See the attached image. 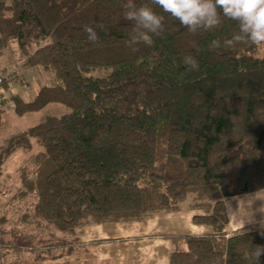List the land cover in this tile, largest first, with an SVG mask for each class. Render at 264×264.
<instances>
[{"label": "trees", "instance_id": "1", "mask_svg": "<svg viewBox=\"0 0 264 264\" xmlns=\"http://www.w3.org/2000/svg\"><path fill=\"white\" fill-rule=\"evenodd\" d=\"M126 3L0 0V56L17 43L31 66L57 80L31 101L11 96L15 113L69 109L0 148V178L16 152H32L34 141L42 148L20 168L16 193L35 200L22 217L35 232L0 229L27 244L11 238L0 251L58 262L79 255L87 227L176 213L190 199L192 210L204 212L193 222L207 232L169 236V264H255L245 253L264 245V223L229 233L226 200L264 190V46L225 47L239 25L222 14L218 28L192 34L151 5L165 16L164 31L132 52ZM85 26L97 31L96 44ZM214 39L221 47L210 50ZM189 54L199 71L183 64ZM10 89L1 84L0 96Z\"/></svg>", "mask_w": 264, "mask_h": 264}, {"label": "rangeland", "instance_id": "2", "mask_svg": "<svg viewBox=\"0 0 264 264\" xmlns=\"http://www.w3.org/2000/svg\"><path fill=\"white\" fill-rule=\"evenodd\" d=\"M6 48L7 51L1 55L0 63L1 68H7V71H16L19 76L27 77L29 81V90H27L25 84L20 82V77L11 82V89L2 96V102H0V148L7 145V143L14 137L20 135L26 130L44 122L50 116H62L69 112V109L61 104H50L44 109L38 112L27 113L23 116H19L14 111V105L10 100L11 96L19 94L27 101L33 100L39 90L43 86H54L57 84L55 76L43 67H33L27 62L25 56L22 57L21 61H14L15 57L13 52L17 55L20 53V49L17 43H10ZM35 47H33V50ZM22 54V53H21ZM9 60V62H8ZM13 61V63L11 62ZM10 65V66H9ZM98 75V73L94 74ZM1 97V96H0ZM42 148L37 141H34V149L32 152H25L20 150L11 156L4 166V175L0 178V229L8 232L12 229L23 231L25 234H32L35 230L24 227L22 223V217L33 207L32 198L22 200L17 197L16 193L18 188L21 186L20 178V168L29 164V158L31 154L37 153ZM253 198L252 196L240 197V200H247ZM190 205L192 201L189 199L181 204V211L187 212V210H192ZM196 214H204L202 210H196ZM240 222L237 226L246 225L245 229L252 228L251 225L258 223L259 221H264V212L253 213V214H241L239 215ZM125 224V223H122ZM127 226V225H123ZM231 230V226H228V232ZM101 235H104L103 233ZM120 237L126 236L128 234H120ZM134 237H139V234H130ZM20 235L12 236L10 234H4L0 232V249L2 248V242H6L9 239L21 240L25 248L27 244L23 239L19 237ZM118 237V236H115ZM113 242L110 244L106 243H95L90 247L81 248L77 252L79 255L88 254V260L84 259H74L72 257L64 258L58 262H48L38 261L35 258L34 253L30 250H25L23 255L17 257L13 253H8L4 255L5 250L0 251V264H126V260L129 258H134L139 256L140 248L148 251L150 256L154 255V250L156 245L154 241H144L143 244L137 241L136 243H114L118 238H112ZM34 244V242H32ZM32 244V245H33ZM118 244V245H117ZM147 244V245H145ZM26 249V248H25ZM119 249L121 252L119 253ZM125 251V252H123ZM138 252V253H137ZM81 260V261H80ZM75 261V262H73ZM71 262V263H68Z\"/></svg>", "mask_w": 264, "mask_h": 264}, {"label": "clouds", "instance_id": "3", "mask_svg": "<svg viewBox=\"0 0 264 264\" xmlns=\"http://www.w3.org/2000/svg\"><path fill=\"white\" fill-rule=\"evenodd\" d=\"M151 5L158 6L163 13L178 21L192 34L218 28L222 23V14L229 20L237 21L239 25V31L223 41L225 47L249 43L257 49L264 46V0H149L148 4L141 6H137L133 0H127L123 5L124 18L133 25L127 40V46L132 52L138 51L136 46L140 44L153 46L154 37H160L164 31L165 16L155 11ZM97 27L106 31L102 24ZM84 32L93 44L99 41L98 33L93 27L85 26ZM220 47L219 39H214L209 44L210 50ZM183 64L189 71H199V62L193 55H185ZM261 256H264V245H256L250 254L245 253V258H254L255 264H259Z\"/></svg>", "mask_w": 264, "mask_h": 264}, {"label": "crops", "instance_id": "4", "mask_svg": "<svg viewBox=\"0 0 264 264\" xmlns=\"http://www.w3.org/2000/svg\"><path fill=\"white\" fill-rule=\"evenodd\" d=\"M4 51H7L8 53V48H5L3 53ZM12 54L15 57L14 61L16 60L18 62L22 60L23 55L21 52L18 53V55L15 52ZM11 62L13 63V61ZM244 196H252L253 198L241 201L240 197ZM226 205L229 214V226H231L229 233L245 230L246 227L244 226L246 225L237 226V223L240 222L239 215L264 212V190L228 198L226 200ZM195 215L196 211L193 212L187 210V212H182L180 210L176 213L157 215L153 219L142 222L87 227L82 236V246L90 247L92 244L99 243L96 242L98 240H105V242L101 243L110 244L113 242L112 238H118L114 243H136L137 241H140L141 244H143L144 241H154L156 249L154 250L155 252L153 256H150L148 251L140 248L139 256L129 258V260H126V264H169L172 251V240L169 236H197L207 232L206 228L195 225L193 222V217ZM261 223H264V221H259L251 226L259 225ZM102 233L104 235H101ZM121 233L128 235L120 237ZM130 234H139V237H134ZM120 252L121 250L119 249V253ZM72 258H85L88 260V254L77 255Z\"/></svg>", "mask_w": 264, "mask_h": 264}, {"label": "built area", "instance_id": "5", "mask_svg": "<svg viewBox=\"0 0 264 264\" xmlns=\"http://www.w3.org/2000/svg\"><path fill=\"white\" fill-rule=\"evenodd\" d=\"M20 74L19 73H16V71H11L8 72L7 71V68H0V85L5 83V82H8V83H11V82H14L15 79H17L18 77H20V82L25 84V86L27 87L26 89L29 90L28 86H29V81L27 77H24V76H19ZM2 97H0V102H2ZM228 237V236H227Z\"/></svg>", "mask_w": 264, "mask_h": 264}]
</instances>
